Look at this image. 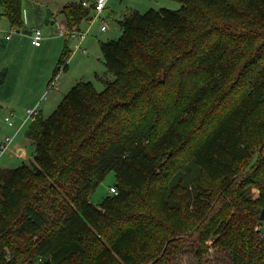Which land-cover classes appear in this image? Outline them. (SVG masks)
<instances>
[{"label": "trees", "instance_id": "16d2710c", "mask_svg": "<svg viewBox=\"0 0 264 264\" xmlns=\"http://www.w3.org/2000/svg\"><path fill=\"white\" fill-rule=\"evenodd\" d=\"M83 1L60 9L68 33ZM174 1L122 14L99 43L103 90L77 81L31 120L30 160L0 169V264H175L183 244L196 264L211 248L264 264V0ZM0 11L22 28V0Z\"/></svg>", "mask_w": 264, "mask_h": 264}, {"label": "rangeland", "instance_id": "374dc122", "mask_svg": "<svg viewBox=\"0 0 264 264\" xmlns=\"http://www.w3.org/2000/svg\"><path fill=\"white\" fill-rule=\"evenodd\" d=\"M68 2L69 0H22V22L24 28H26V26L27 29L31 27H37V29H39L41 32H57L59 30L58 21L62 17L59 12L60 8L62 5ZM180 6L181 5L174 0H109L107 2L106 9L102 12L100 17V20H103L107 24L106 31L101 32L99 30L101 26L100 20L96 21L89 30H87L90 25L89 21L83 22L80 26V32L85 33L87 30L85 38L81 43V47L84 49V51L79 50L74 52V45H76L77 43L76 37L71 38L70 36H65L64 40L66 44H68L67 48L71 52L68 60L65 62V69H63L58 74V76L60 77L59 83L62 79L63 83H67V86H69L70 84L74 85L75 82L80 80L89 81L93 85L95 90H97V92H101L104 88L101 82V77H103V74L106 73V69L103 63L101 52L99 50V43L114 41L120 36L121 31L118 26V22L123 17L122 14L129 10L136 11L140 14L146 13V11H148L149 9H166L175 11L178 10ZM91 17H93V13H91ZM52 21H54L55 23L51 24ZM8 26L9 25H7L5 19L0 16V28L6 30L5 32L22 31L24 29L23 27L15 29ZM49 58L53 59L52 56H50ZM56 63H54L49 77L52 75L53 70L56 67ZM57 86L59 88L58 84ZM59 90L57 94L60 92ZM44 93H42L41 97L44 95ZM55 93L56 92L52 91L49 92L48 94H46V99L43 100L40 97L39 103L41 107H44V111L47 110L48 105L52 104L51 109H49V111L47 112L45 111L46 113L43 115L44 118H47L53 112V110L57 106L56 104L61 101L62 96L67 92L61 93V96L57 97V99H53L52 97ZM27 111L28 110L25 111L24 118L27 116ZM3 118L4 115L0 114V136L11 138L19 122L23 121V115H21V118L17 115L14 120L15 124L13 128L7 127V125L2 120ZM29 124L30 121L24 125L15 140L17 139L19 140V142L21 140L22 143L25 141V132ZM2 139L4 140L5 138ZM25 147L27 148L25 149V151L27 152V160H22L21 158H19V163L14 168H18L22 164H27V162L30 160L34 148L31 144H26ZM0 155H2V159L0 158L1 161H4V159L8 157L9 153H6L5 151ZM114 185V174L110 172L105 177L103 182H101L92 193V197L90 198L91 203L94 206L99 207L103 200L109 196L108 188L113 187ZM256 194L257 192L253 190L252 195L255 197ZM206 244L209 246L210 242L207 241ZM183 246L184 248L181 249V252L176 256L175 264H196V259H194L191 254H189V245L183 244ZM207 261H209L207 262V264L231 263L225 253L215 252L214 250H212V248L207 256Z\"/></svg>", "mask_w": 264, "mask_h": 264}, {"label": "crops", "instance_id": "0c3cea01", "mask_svg": "<svg viewBox=\"0 0 264 264\" xmlns=\"http://www.w3.org/2000/svg\"><path fill=\"white\" fill-rule=\"evenodd\" d=\"M77 1L69 0L68 3ZM100 21L101 24L104 22L103 20ZM6 23L8 25L7 21ZM54 23V21L51 22V24ZM58 26L59 30L57 32H41L37 27L27 29V26L26 28L22 26L24 28L22 31H15L9 34V40L5 39L6 30L0 28V114L4 115V118L10 114L13 115V124L11 126L7 125L9 128H13L17 115L20 118L23 115L24 118L26 110L37 108V114L43 116L51 109L52 104L48 105L46 112L43 110L44 107H41L39 100L42 93L45 92L41 97L42 100L46 99V94L51 91L56 92L52 98L57 99V97L62 95L61 93L68 92L73 86V84L67 86V83H63V79L59 83L60 77L58 76L53 87H51L52 89L49 88L51 82L57 76V74L54 75L53 70L52 75L49 77L50 71L53 69L54 63L58 61L65 44V36L60 33L61 29L65 30L62 17L58 21ZM33 29L39 30L42 36L40 45L37 47L31 44V31ZM50 56L53 59H50ZM58 90L60 92L57 94ZM25 118L22 122H19L11 136L12 141L6 151V153H9L8 157L1 161L2 155H0V161L2 162H0V169H14L19 163V158L27 160V152L25 151L27 148L25 145L31 144L33 146V143L26 136L23 143L21 140L20 142L17 139L15 140L24 125L29 121L31 122V119L24 122ZM2 138L6 137L0 136V142L3 141Z\"/></svg>", "mask_w": 264, "mask_h": 264}, {"label": "built area", "instance_id": "2783aa9c", "mask_svg": "<svg viewBox=\"0 0 264 264\" xmlns=\"http://www.w3.org/2000/svg\"><path fill=\"white\" fill-rule=\"evenodd\" d=\"M109 0H88V1H83L81 3V6L84 7V8H88L90 5H92V11H93V17H91L88 21L90 23L89 27L87 30L90 29V27L98 20H100V17H101V14L102 12L106 9V5H107V2ZM87 30L85 33L83 32H72V33H68L66 30L64 29H61L60 33L63 35V36H70L71 38H75L77 39V43L76 45H74V49L73 51H84V49L81 47V43L82 41L84 40L85 38V35L87 33ZM101 32H104L107 30V24H105L104 22L101 24L100 26V29H99ZM13 32V31H8L7 34L5 35V39H8L9 40V34ZM42 39V36H41V32L37 29H33L31 31V44L35 47L39 46L40 45V41ZM63 65H60V67L58 68V73H57V76L54 78V80L51 82L50 84V89H52L51 87H53L54 83L56 82L57 80V77H58V74L59 72H61L63 70ZM37 115V108H34L32 110H28L27 111V116L25 118V121L26 122L27 120L29 119H34V117H36ZM13 116L10 114L8 116H6V118H4V122L6 125L8 126H11L13 124ZM11 141L12 139L11 138H8L6 137L2 142H0V154H2L3 152L7 151L10 144H11ZM108 193L109 195H116L117 194V191L114 187H109L108 188ZM262 224L261 225H257L254 230L257 231V233H259L261 236L264 235V222H261Z\"/></svg>", "mask_w": 264, "mask_h": 264}, {"label": "water", "instance_id": "95a60500", "mask_svg": "<svg viewBox=\"0 0 264 264\" xmlns=\"http://www.w3.org/2000/svg\"><path fill=\"white\" fill-rule=\"evenodd\" d=\"M258 220L259 222H264V210L260 212Z\"/></svg>", "mask_w": 264, "mask_h": 264}]
</instances>
